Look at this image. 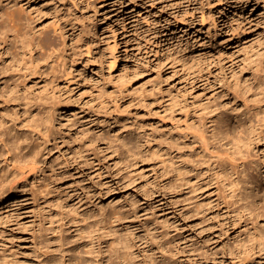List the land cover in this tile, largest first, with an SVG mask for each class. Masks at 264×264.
<instances>
[{"label":"rangeland","instance_id":"374dc122","mask_svg":"<svg viewBox=\"0 0 264 264\" xmlns=\"http://www.w3.org/2000/svg\"><path fill=\"white\" fill-rule=\"evenodd\" d=\"M232 1L0 0L50 43L21 101L0 91V126L23 137L48 92L69 105L42 171L11 173L0 149V264H264L253 217L219 220L201 187L220 87L262 51V6Z\"/></svg>","mask_w":264,"mask_h":264},{"label":"bare ground","instance_id":"6f19581e","mask_svg":"<svg viewBox=\"0 0 264 264\" xmlns=\"http://www.w3.org/2000/svg\"><path fill=\"white\" fill-rule=\"evenodd\" d=\"M232 2L234 8L254 4L262 6L264 10V0ZM262 41L259 45L262 51L255 50L242 72L235 75L227 87H220V98L212 124L214 147L205 150L206 155H203L200 164L206 167L201 175L203 191L213 183L217 191L216 197L220 200L211 207L216 212L215 216L220 220L224 216L220 217V211L223 213L224 210L225 216L222 219L226 217V222L229 223L244 219V215L252 216V237L249 241L264 248V155H260L256 150L257 145H262L263 154L264 37ZM45 45H50L47 37L42 38L39 33L27 31L17 23L13 14L0 12V56L3 57L1 62L6 63L7 68L18 64L16 68L20 71L16 76H8L6 67L0 68L2 94H12L14 101H21V81L45 74L50 58V54L41 52ZM13 46L18 58L12 55ZM47 90L50 91L48 87ZM41 98L33 112L23 110L29 119H23L19 126L25 139L18 133L7 135L2 124L0 126L3 128L0 129V149L7 158L4 161H9L11 173L19 176L27 173L35 175L42 171L41 166L39 167V155L47 145L51 146L54 140L49 128L50 120L69 107L67 101L59 100L50 92ZM225 99L227 101L224 102ZM20 105L21 103L13 109ZM12 116L15 117L16 114ZM172 117H175V114H172ZM11 120L18 123L15 118ZM29 140L37 142L34 141L31 145ZM53 146L57 145L54 143ZM9 202L13 203L14 200ZM254 202L260 207L254 205ZM203 211L205 215L207 208L204 207ZM242 222L246 223V219Z\"/></svg>","mask_w":264,"mask_h":264}]
</instances>
